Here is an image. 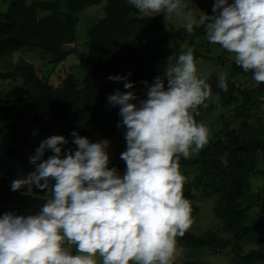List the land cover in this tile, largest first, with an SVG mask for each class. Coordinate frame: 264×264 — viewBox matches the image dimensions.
<instances>
[{
    "label": "clouds",
    "instance_id": "9594fccd",
    "mask_svg": "<svg viewBox=\"0 0 264 264\" xmlns=\"http://www.w3.org/2000/svg\"><path fill=\"white\" fill-rule=\"evenodd\" d=\"M190 2L127 0L140 14L157 21L155 15L163 13L188 34L202 27L209 43L232 54L235 64L251 73L254 82L264 83V0H214V15L190 8ZM97 7L100 16L86 17ZM84 13L86 25L90 19L104 18L102 4ZM78 42L69 49L85 51L79 50L85 40L81 37ZM74 54L67 61L76 57L80 73V59ZM173 56L175 62L163 77H155L151 84L142 82L145 99L136 95L134 84L128 81L130 72L107 77L123 81L127 90L116 89L107 96L109 106L119 107L117 128H125L126 150L120 155L126 163L123 175L109 168V139L90 142L72 131L74 149L65 150L69 140L62 135L40 142L29 157L34 170L13 180L10 187L12 191L33 187L46 191L45 202L32 215H0V264H173L177 238L193 222L191 201L183 195L186 177L179 161L209 142V127L195 116L212 95L207 77L198 75L195 52ZM217 83L227 91L226 73L218 74ZM49 151L52 155L44 159ZM259 158L256 174L264 154ZM206 250L216 253L210 247Z\"/></svg>",
    "mask_w": 264,
    "mask_h": 264
},
{
    "label": "trees",
    "instance_id": "16d2710c",
    "mask_svg": "<svg viewBox=\"0 0 264 264\" xmlns=\"http://www.w3.org/2000/svg\"><path fill=\"white\" fill-rule=\"evenodd\" d=\"M1 1L8 9L0 11V58L30 47L45 52L52 64L43 78L29 63L0 72V80H22L23 96L0 98V152L5 149L16 158L23 156L31 128L44 132L46 137L57 129L58 135L69 140L65 150L76 147L71 143L72 131L90 142H98L91 127L102 132V139L122 140L125 128H117L121 120L119 107L109 106L107 96L116 89L127 90L123 81L114 82L107 77L127 76L130 72L128 81L134 84L136 95L145 99L142 82L151 84L155 77H163L171 65L169 56L174 45L181 44L188 35L172 20L164 25L154 16L140 14L127 0ZM100 4L104 18L93 22L90 19V28L79 29L90 25L84 23L82 14ZM213 4L214 0H198L190 6L213 15ZM192 34L198 44L206 43L208 51L212 46L219 48L206 40L202 27L195 28ZM81 37H87V49L70 50L69 45H77ZM170 40L173 42L169 46ZM74 52L80 59L81 79L61 69ZM221 53L218 59L225 65L224 55L230 53L224 49ZM195 57L208 60L206 54L198 51ZM228 67L227 91L218 87V75L208 77L212 95L195 116L209 127V142L198 153L179 161L180 168L195 171L193 179L184 186V197L192 207L198 200L214 197V212L221 225L200 236L185 232L182 238L195 251L210 247L221 252L231 247L233 264H264V191L253 192L254 182L250 181L256 174L260 153L264 154V116L259 113L264 103V83L244 85L235 77L247 75L252 80L251 73H245L235 62ZM234 123L238 125L233 126ZM123 151L110 146L109 168L120 172ZM12 178L0 164V185L8 184L9 188ZM32 190L40 191L35 187ZM18 191L27 193L30 189ZM222 234L229 238H222ZM244 244L257 247L243 253ZM185 264L208 263L197 259Z\"/></svg>",
    "mask_w": 264,
    "mask_h": 264
},
{
    "label": "rangeland",
    "instance_id": "374dc122",
    "mask_svg": "<svg viewBox=\"0 0 264 264\" xmlns=\"http://www.w3.org/2000/svg\"><path fill=\"white\" fill-rule=\"evenodd\" d=\"M198 0H191L189 7L196 10V11H202L207 14L206 11H204L202 8L198 7H192L190 5H196ZM7 6H5L2 1L0 0V11L6 12ZM102 14L101 9L94 8L91 9L90 12L86 15L88 17L89 15L93 16H100ZM214 15V13H213ZM157 19H159V22L163 23H169L172 19L170 17H165L163 13L155 15ZM174 26H178L180 28L181 26L173 23ZM193 34H188L186 36V39L182 41V43L175 44L174 50H172L170 56H169V62L170 64H173L175 62L174 54H179V52H187L188 50H191L192 52H200L201 54H206L208 60L205 59H197V70L200 75H203L205 77H210L214 74L218 75L220 72H224L226 74L229 73V67L228 65L230 63L234 62V59L232 58V54H225L224 58L226 57L225 61L227 62L225 65H222L218 59V56L222 53V48L219 46L217 48L216 46H212L211 50L208 51V48L206 47V43H200L198 44L197 41L192 38ZM82 39L87 42V39L83 37ZM79 41V40H78ZM173 40L169 41V46L172 44ZM88 45L82 44L79 47L80 51L86 50ZM38 50L35 49H23L19 51L18 53L14 55L6 56L5 58H0V72H4L7 67H10L14 69L17 66H23L27 63L33 64L36 67V70L40 76H43L46 73H49L48 71L51 70L52 64L48 63L50 60L49 56H45L42 53L37 52ZM194 55V53H193ZM79 60L76 57H71L65 64L61 66V69L63 72H73L74 75H76L78 78L81 79L80 73H79ZM45 70V71H44ZM237 80H241V83L244 85L251 86L254 84V81L251 80L247 75H238L235 77ZM21 80V79H18ZM22 81V80H21ZM16 81V80H0V98H19L23 96V87L22 82ZM259 113L263 114L264 116V103L261 106V109ZM90 131H92L99 140L102 139V132L94 127L90 128ZM58 130H53V135H58ZM28 144L25 149V152L21 158L13 157L5 151V149H2L0 152V164H2L6 171L11 173L13 175L12 180H10V183H12L13 180L19 179L21 177L27 176L28 173L34 170V166L30 163L29 157L34 154L35 149L39 146L40 142L47 138L44 132L39 131L35 128H31L29 134H28ZM111 141V147L114 149L117 148H123L126 150V141L125 138L122 140L118 138H112ZM52 155V153L46 152L44 159H47L48 156ZM122 163V169L120 170V174L123 175L125 169H126V163L124 161ZM260 170L258 174H254L251 176L250 181L253 183V189L255 191H264V163L260 164ZM182 173L186 177V182L184 186L189 183L194 176L195 171L193 169L185 170L184 168H180ZM8 184L6 185H0V198L2 199L0 202V215H3L6 212H14L17 215H32L39 211L40 207L45 202V197L47 195L46 191L40 190V191H33L30 189L29 192L23 193L20 191H12L11 187ZM184 189V187H183ZM214 206H215V199L214 197L211 198H205L203 200H198L194 202V206L192 207V224L189 227V229L186 231L188 233L194 234L196 236H200L205 233V231L208 230H215L219 225H221L220 219L215 215L214 212ZM222 238L227 239L229 238V235L222 234L220 235ZM223 239V240H224ZM257 247L253 244H244L243 245V253H247L251 248ZM233 249L226 248L222 250L221 252L216 253H210L209 250L206 249H199V250H193L192 247L186 243L185 240H183L182 237L177 238V249L174 257L173 264H185L187 261H193L197 259L204 258V260L208 264H233Z\"/></svg>",
    "mask_w": 264,
    "mask_h": 264
}]
</instances>
